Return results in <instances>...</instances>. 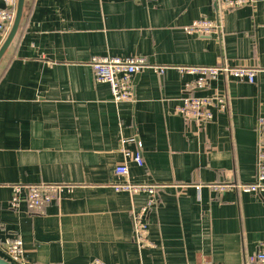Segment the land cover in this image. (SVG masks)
I'll return each instance as SVG.
<instances>
[{"label": "crops", "instance_id": "1", "mask_svg": "<svg viewBox=\"0 0 264 264\" xmlns=\"http://www.w3.org/2000/svg\"><path fill=\"white\" fill-rule=\"evenodd\" d=\"M204 17L220 32L186 31ZM108 55L145 57L132 101L113 102L110 86L95 81L91 60ZM219 63L256 68V81L219 76L191 90L227 98V111L214 108L205 125L176 113L197 78L177 67ZM260 118L264 0L237 9L216 0H25L0 61V241L21 236L27 264H247L264 249V196L210 185L255 180ZM125 160L128 177L115 172ZM127 179L164 185L145 248L132 212L148 196L117 192ZM40 183L71 187L41 212L25 200L11 206L14 186Z\"/></svg>", "mask_w": 264, "mask_h": 264}, {"label": "built area", "instance_id": "2", "mask_svg": "<svg viewBox=\"0 0 264 264\" xmlns=\"http://www.w3.org/2000/svg\"><path fill=\"white\" fill-rule=\"evenodd\" d=\"M221 9H237L252 4L254 0H216ZM16 11L14 8H0V46L7 38L12 24L15 20ZM189 33H196L208 36L220 32V24L216 20L206 17L194 21L186 27ZM96 82L107 83L110 86L112 101L121 103L132 101L134 98V75L147 66L145 57L122 58L115 56H96L91 60ZM183 74L196 75L197 78L186 84L185 95L182 97L183 104L177 107L176 113L186 119H194L205 125L214 117L213 109L220 112L227 111V98L220 94L197 96L190 91L195 88L209 87L210 83L219 76L234 77L240 80H247L254 83L258 74V69L251 67L232 66L226 63L217 65H184L177 67ZM260 125L264 126V118L259 119ZM124 156L129 161H134L143 165L144 161L140 153L132 154L129 150L122 148ZM117 175L128 177V162L125 160L118 165L115 170ZM64 187L69 185L61 184H30L16 185L13 190L11 206L16 208L22 201H26L29 209L33 212H41L48 206ZM117 192L129 194H146L148 200L139 211L132 212V226L134 239L140 248L151 245L149 239L148 215L158 200L159 190L164 187L157 183H135L129 179L114 184ZM200 187V186H199ZM211 188L223 193L226 191H242L259 196H264V151L258 154V169L254 181L217 183L210 185ZM25 192V199L22 198ZM0 251L7 257V260L14 264H27L25 259L24 241L21 236L8 238L0 241ZM92 264H106L100 259H96ZM247 264H264V249H260L248 257Z\"/></svg>", "mask_w": 264, "mask_h": 264}, {"label": "water", "instance_id": "3", "mask_svg": "<svg viewBox=\"0 0 264 264\" xmlns=\"http://www.w3.org/2000/svg\"><path fill=\"white\" fill-rule=\"evenodd\" d=\"M24 6H25V0H18L17 3V9H16V15L15 20L12 24V27L10 29V32L5 39L4 43L0 47V61L2 60L3 56L5 55L6 51L8 50L9 46L11 45L22 20L23 12H24ZM0 264H14L10 262L9 260L3 258L0 256Z\"/></svg>", "mask_w": 264, "mask_h": 264}, {"label": "trees", "instance_id": "4", "mask_svg": "<svg viewBox=\"0 0 264 264\" xmlns=\"http://www.w3.org/2000/svg\"><path fill=\"white\" fill-rule=\"evenodd\" d=\"M0 256L3 257V258H5V259H7V257L3 253H1V252H0Z\"/></svg>", "mask_w": 264, "mask_h": 264}]
</instances>
